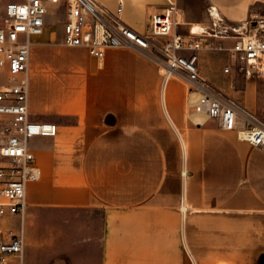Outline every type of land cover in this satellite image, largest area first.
Instances as JSON below:
<instances>
[{
	"label": "crops",
	"instance_id": "crops-1",
	"mask_svg": "<svg viewBox=\"0 0 264 264\" xmlns=\"http://www.w3.org/2000/svg\"><path fill=\"white\" fill-rule=\"evenodd\" d=\"M169 1L189 39L212 15L243 28L264 11V0H195L199 13ZM167 4L123 0L122 21L147 35ZM64 20L30 49V118L57 133L29 144L41 177L27 185L22 264H264V154L186 113L183 82L142 52L108 48L99 61L65 46ZM230 74L215 86L253 112L254 90H227Z\"/></svg>",
	"mask_w": 264,
	"mask_h": 264
},
{
	"label": "built area",
	"instance_id": "built-area-1",
	"mask_svg": "<svg viewBox=\"0 0 264 264\" xmlns=\"http://www.w3.org/2000/svg\"><path fill=\"white\" fill-rule=\"evenodd\" d=\"M49 0H3L0 21V70L7 82L0 86V123L4 139L0 144V264H22L26 190L38 181L41 170L35 164L30 141L54 137L57 125L36 121L29 113V58L33 37L46 28ZM55 2V0H52ZM62 43L82 47L101 61L108 48H134L163 71L187 86L185 106L206 115L221 129L233 131L264 154V121L209 82L198 69L199 52H226L230 64L223 72H235L249 79L264 72V15H254L245 27L230 26L217 16L197 39L174 33L176 5L168 0L161 11L152 13L150 31L140 34L122 21L123 0L109 10L95 0H64ZM165 40L159 41L158 39ZM217 40L226 41L219 42Z\"/></svg>",
	"mask_w": 264,
	"mask_h": 264
},
{
	"label": "rangeland",
	"instance_id": "rangeland-1",
	"mask_svg": "<svg viewBox=\"0 0 264 264\" xmlns=\"http://www.w3.org/2000/svg\"><path fill=\"white\" fill-rule=\"evenodd\" d=\"M3 3V0H0V7ZM48 13L46 15L45 21L48 28L52 29L58 27L61 22H63L65 17V2L64 0H49L48 2ZM183 3L191 6L193 13H199L201 6L199 2L195 0H183ZM197 3V4H196ZM259 13H252V16L249 17V21L254 17V15H264V11L261 9ZM2 18V13L0 12V21ZM248 21V22H249ZM246 23V29L249 31L251 28ZM230 64V59L226 52L219 51L216 49H203L201 50L200 58L198 61V69L202 76H204L212 84L219 86V83L225 78L222 76L224 67ZM224 73V72H223ZM229 78L228 83L226 84V89H233L237 92H241L246 88L254 90L255 95V107L253 113L257 118L264 121V72L259 75H255L249 79H246L242 75L235 72L233 69L232 74L227 76ZM184 87V96L187 93V86L183 83ZM185 103V97H184ZM185 112L189 113L190 111L186 109ZM1 128V123H0ZM4 139V135L0 130V144ZM0 158V165L1 163ZM66 235V234H65ZM64 235V236H65ZM59 264H65L63 261H60Z\"/></svg>",
	"mask_w": 264,
	"mask_h": 264
},
{
	"label": "bare ground",
	"instance_id": "bare-ground-1",
	"mask_svg": "<svg viewBox=\"0 0 264 264\" xmlns=\"http://www.w3.org/2000/svg\"><path fill=\"white\" fill-rule=\"evenodd\" d=\"M197 30L198 31H205V28L204 27H202V26H197ZM198 117H201V115H199ZM202 118H200L199 120H201ZM186 152H187V150H186Z\"/></svg>",
	"mask_w": 264,
	"mask_h": 264
}]
</instances>
